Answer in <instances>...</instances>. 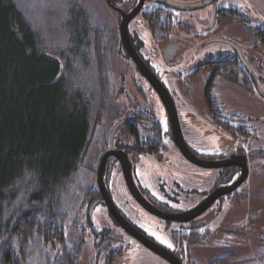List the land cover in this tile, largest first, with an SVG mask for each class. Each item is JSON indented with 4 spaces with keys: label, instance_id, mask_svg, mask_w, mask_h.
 I'll list each match as a JSON object with an SVG mask.
<instances>
[{
    "label": "flooded vegetation",
    "instance_id": "flooded-vegetation-1",
    "mask_svg": "<svg viewBox=\"0 0 264 264\" xmlns=\"http://www.w3.org/2000/svg\"><path fill=\"white\" fill-rule=\"evenodd\" d=\"M173 1L186 3V0ZM207 1V4L198 8L176 9L157 0H143L138 14L128 23L129 42L134 52L169 94L180 134L190 153L204 161L223 160L228 151L244 154L250 173V149L257 148L260 142L264 144V135L257 134L256 101L251 99L244 107H234L217 91L220 92L223 87H229L231 90L232 87H242L221 77L224 72L222 65L227 64V61L237 59L240 62L237 48L254 72L260 86L258 77L261 74L264 76V45H259L258 35H262L264 39V20L258 21L257 13L248 4L240 3V8H237L222 3L221 0L191 2L199 4ZM114 3L109 5L118 20V45H115L118 48L114 53L126 60L127 72L120 77V80H123L118 93V97L124 98L118 99L119 113L122 115L112 121L109 146L100 154L98 163L107 150L124 152L138 191L150 204L162 211L165 218L149 212L136 201L126 185L119 159L115 156L108 157L105 185L115 208L133 232L119 224L98 190L99 197L91 201L84 214L87 221L82 217L78 219L76 229L78 241H83L82 250L90 244L93 247L87 263L227 264V255L247 248L243 243V231L247 236L249 234L248 241L251 243L262 242L260 235L264 230V214L260 220L252 215L246 216L240 226L236 225V217L223 223L218 222L217 215L221 212L225 199L233 196V191L217 198L197 215L188 213L190 208L199 204L211 191L195 201L193 185L203 182L207 172L216 171L211 188L213 189L222 185L221 178H224L231 168L237 169L232 178L236 176L239 168L234 165L205 168L191 162L182 154L175 142L171 119L164 102L136 66L120 38L118 10L128 13L138 0H116ZM132 23L134 25L129 27ZM143 31L144 39L141 36ZM211 42L224 44L226 49L218 47L207 51L208 47H203L199 56H193L194 60L183 65L181 70L169 75L162 73V64H171L170 68L179 65L183 49H190V46L197 43L200 46ZM257 58H261L263 62L261 72H257L255 66ZM244 72L250 78L256 95H259L243 66L240 73ZM158 110L162 114L164 125H161L160 117L156 115ZM115 125L117 126L111 137ZM223 133L228 135L233 143L216 154H208L202 150L200 143L198 145L190 142V139L199 141L208 134H217L220 137ZM168 156H172V159ZM144 158L156 164V167L146 168L141 164ZM163 167L170 170L165 171ZM114 173H119L126 190L123 203H117L109 189ZM240 186L241 184L235 190H239ZM234 197L237 201L242 199ZM213 206L215 208L210 211V215L208 210ZM94 212L99 216L96 217L99 219L98 224L99 221L102 223L98 228L93 225ZM161 240L167 241L173 247L169 248L166 243H161ZM151 246L160 250L161 254L152 250ZM225 249L234 252L224 254L222 250Z\"/></svg>",
    "mask_w": 264,
    "mask_h": 264
},
{
    "label": "trees",
    "instance_id": "trees-1",
    "mask_svg": "<svg viewBox=\"0 0 264 264\" xmlns=\"http://www.w3.org/2000/svg\"><path fill=\"white\" fill-rule=\"evenodd\" d=\"M100 1L0 0V264L79 260L78 219L87 221L84 214L99 197L96 166L112 121L122 115L111 62L118 31L103 12L109 4ZM255 60L261 72L262 59ZM222 69L223 79L242 86L234 87L242 102L250 101L256 91L241 63L229 60ZM257 96L262 110L264 98ZM250 150L262 161L251 174L264 179V144ZM262 233L260 243L243 240L250 247L227 255V264H264Z\"/></svg>",
    "mask_w": 264,
    "mask_h": 264
},
{
    "label": "rangeland",
    "instance_id": "rangeland-1",
    "mask_svg": "<svg viewBox=\"0 0 264 264\" xmlns=\"http://www.w3.org/2000/svg\"><path fill=\"white\" fill-rule=\"evenodd\" d=\"M191 1L192 0H186V3H188V2L192 3ZM221 1H222V3L228 4L231 6H236L237 8H240L239 7L240 3L248 4L252 8V10L257 13L258 21H259V19L264 20V0H221ZM100 2L102 4H104V0H102ZM103 12L105 13V18H107L109 20L111 26L114 28H117L118 20L116 19L115 12L110 7L103 8ZM132 25H134V24L132 23L129 27H131ZM143 35H144V31L141 35L142 38L144 39ZM115 43H114V45H115ZM117 45H118V42H117ZM203 47L204 48L208 47L207 51H209V49L218 48V47L226 49V46L224 44H221V43L211 42V43H208L207 45L200 44V46L197 43V45L190 46V49H189V47H187L186 49L182 50V53L180 55L181 62L179 63L178 66L170 68L171 64H168V65L162 64L164 66L162 73L165 75H169L171 73H174V72L181 70L183 68L182 67L183 65H186L188 62H192L194 60L193 56H195V57L199 56L200 52H202V50L204 49ZM117 48H118V46L115 47L114 52H116ZM114 52H113V55L111 57L112 69H113L112 76H113V81L115 84L114 87H115V90H116L117 96H118L119 89L122 87V84H121L122 80H120L121 79L120 77H121V75H124L127 72V67L125 64L126 60L123 58H120L118 56V53H114ZM234 89H233L234 90V92H233V90H231L229 87H223L220 90V92L219 91H217V92L220 93V95L223 97V99H225L226 101L228 100V102H230V105H232L234 107L246 106L245 104L247 101L242 102V98H241L240 94L238 93V90L236 88H234ZM250 97L253 100H255L258 104L261 102V99L256 94H254ZM118 99H124V98L122 96H119ZM263 112H264V109L258 110L257 124L260 122V120L263 119V116H262ZM156 115L158 117H160L159 121H160L161 125H164V120H163V117H161L162 114L159 113V110L156 111ZM263 128H264V126H263ZM189 138H190V136H189ZM192 141L195 144H198V145L201 144L200 146H201L202 150H204L208 154H216L220 151V149H223L225 146L230 147L231 144L233 143V141L230 139V137L228 135H226L225 133H223L220 137L217 134H215V135L214 134H210V135L208 134L204 138H201L199 141L196 139H193V140L190 139V142H192ZM253 155L250 156L249 161H250V167H252V168L254 167V169H255V167H259V163L262 161L260 159L257 160ZM168 157L170 159H172V156H168ZM141 164L144 165L146 168L151 167V166L156 167V164L152 163L151 161H146L145 158L142 159ZM163 169L165 171L168 169L170 170V168H168V167H163ZM251 171H252V169H251ZM251 171L249 173V176H247V180L244 183H242L241 186L239 187V190H243L247 193H252L253 196L247 197L245 199L242 198L241 200L237 198L239 203L236 200V197H234V196L226 198L221 212L217 215L218 222L223 223L227 219H233L236 217L237 218V221H236L237 224L236 225L240 226L244 223V217H246V216L252 215L255 219H259V220L262 218V215L264 214V198H263V195L261 194L262 193L261 190L264 187V179H262L261 177H253L251 174ZM170 174H171V172H170ZM215 175H216V171H209L206 173V176H205V179L203 182H199V183L196 182L193 185L194 190H195V193H194L195 201H197L199 198H201L203 196V194H205L209 190H212L211 188H212V183H213V179H214ZM195 179L197 180L199 178H195ZM109 189L111 191L113 198L116 200L117 203H118V201H121L122 203L124 202L126 190H125L123 183L121 182L119 173H117V174L114 173V175L111 177ZM214 208L215 207L213 206V208L209 209L208 211L209 212L213 211ZM98 212H101V211L98 210ZM209 214L211 215V212ZM96 217H99V216L96 215V212H94V216L92 218L93 219V225H94V227L98 228L101 226L102 223L99 221V224H98L97 220H99V219ZM245 236H246V238H243V240L248 241L249 234H248V236L247 235H245ZM67 238L70 241L76 240L75 236H69L68 235ZM249 247L250 246H247V248H249ZM251 248H250V250H251ZM246 250L247 249L244 247V248H242L236 252L242 253V252H245ZM92 252H93V247L91 244L89 246H84V249L81 252V255H80V258H79L77 264H88L87 261H88ZM231 252H234V251H231L229 249L222 250V253H224V254H228ZM214 254H215V252L213 253V255Z\"/></svg>",
    "mask_w": 264,
    "mask_h": 264
},
{
    "label": "water",
    "instance_id": "water-1",
    "mask_svg": "<svg viewBox=\"0 0 264 264\" xmlns=\"http://www.w3.org/2000/svg\"><path fill=\"white\" fill-rule=\"evenodd\" d=\"M106 1L109 5L111 4L110 0H106ZM157 1H159L162 4L169 6L171 8H176V9L198 8V7H201V6H203L209 2V1H207V2H202V3L196 4V2L195 3H179V2H176L173 0H157ZM142 2H143V0H138V3L135 5V7L132 10H130L128 13L123 12L121 10H118L119 15H120V24H119L120 38H121L123 45L126 47V49H128L129 55L131 56L132 60L136 64V66L143 73L145 78L151 83V85L156 89V91L159 93L162 101L164 102L166 109L168 111V114L170 116V119H171V128H172V131L174 132V138H175V142H176L178 148L180 149L182 154L188 160H190L191 162H193L199 166L205 167V168H219V167L231 166V165L237 166L239 168V170H238V172L234 178H232L230 181H228V182H226L220 186L213 188L209 192V194L199 204H197L194 207L189 209L188 213L193 214V215H197V214L203 212L204 210H206L208 208V206H210L214 200H216L217 198H219L221 196H224L226 194L231 193L236 188H238V186L240 184H242L246 180L248 173H249L246 155H244V154L239 155L234 151H228L226 153V158L223 160H220V161H204V160H201L198 157L194 156L186 148V146L183 142L182 136L180 134V129H179L178 122H177V119L175 116V111L173 108L172 100H171L169 94L166 92L164 87L161 85L160 81L144 65V63L141 61V59L138 57V55L134 52V50H133V48L129 42L128 28H127L128 23L131 19H133L138 14L139 9L142 5ZM236 52L238 54L240 62L245 67V69L248 71L259 96L264 98V91L259 86L254 72L249 67V65L247 64L246 60L244 59V57L242 56V54L238 48H237ZM116 126L117 125H115V127L113 128V130L111 132V137L113 135V132H114ZM110 156H115L117 159H119V161L121 163V167H122V173H123L125 181H126V185L129 189L131 195L136 199V201L142 207H144L146 210H148L149 212H152V213H154L160 217L165 218L164 213L162 211L158 210L157 208H155L152 204H150L138 191V189L135 186L133 179L131 177L129 165L126 163L128 158L125 157L124 152L117 151V150H107L102 154L100 161L98 163L97 169H96V184H97L98 190L100 191L110 213L118 220L119 224L122 227L126 228L127 230L132 231L131 230L132 228L130 227V225L127 224V222L120 216L117 209L115 208L113 201H112V198L110 197V194H109V192L106 188V185H105L104 175H105L106 162H107L108 157H110ZM92 206L89 210V216H91L90 213L92 211ZM168 217L171 218L170 216H168ZM151 247H152V250L161 254L160 250L155 249L153 246H151Z\"/></svg>",
    "mask_w": 264,
    "mask_h": 264
},
{
    "label": "snow or ice",
    "instance_id": "snow-or-ice-1",
    "mask_svg": "<svg viewBox=\"0 0 264 264\" xmlns=\"http://www.w3.org/2000/svg\"><path fill=\"white\" fill-rule=\"evenodd\" d=\"M157 239H160V238L157 237ZM161 243H166L169 248L173 247L172 244L168 243L167 241L161 240Z\"/></svg>",
    "mask_w": 264,
    "mask_h": 264
}]
</instances>
